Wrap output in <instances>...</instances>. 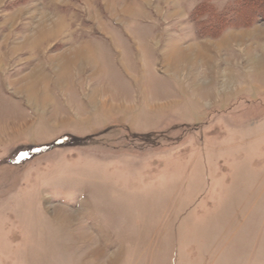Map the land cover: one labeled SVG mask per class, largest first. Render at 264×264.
Here are the masks:
<instances>
[{"label": "rangeland", "instance_id": "1", "mask_svg": "<svg viewBox=\"0 0 264 264\" xmlns=\"http://www.w3.org/2000/svg\"><path fill=\"white\" fill-rule=\"evenodd\" d=\"M243 3L0 0V264H264V20L205 36Z\"/></svg>", "mask_w": 264, "mask_h": 264}, {"label": "trees", "instance_id": "2", "mask_svg": "<svg viewBox=\"0 0 264 264\" xmlns=\"http://www.w3.org/2000/svg\"><path fill=\"white\" fill-rule=\"evenodd\" d=\"M200 12L201 10L198 8L196 12H194L192 18H194V20L199 19L202 15ZM262 20H264V0H244L243 6L232 19H229L227 22L223 23V25L219 26L212 24L207 25L205 36L212 38L217 37L228 28L250 27Z\"/></svg>", "mask_w": 264, "mask_h": 264}, {"label": "bare ground", "instance_id": "3", "mask_svg": "<svg viewBox=\"0 0 264 264\" xmlns=\"http://www.w3.org/2000/svg\"><path fill=\"white\" fill-rule=\"evenodd\" d=\"M45 26V25H44ZM62 28H63V26L61 25V23H58V26H57V28L55 29V30H53L54 31V33L55 34H57L58 33V31H60V30H62ZM42 34L43 35H41V36H38L36 39V41L34 40L33 41V39H30V38H28L27 39V42L28 43H30V44H32V43H34V45L36 44V45H38V44H40L41 42H43V41H45L46 39H49L50 38V30H48L46 27H45V29H44V31L42 32ZM52 34V33H51ZM48 41V40H47ZM34 47V46H33ZM84 54H86V53H83L82 51L81 52H78V57H81V55H84Z\"/></svg>", "mask_w": 264, "mask_h": 264}, {"label": "crops", "instance_id": "4", "mask_svg": "<svg viewBox=\"0 0 264 264\" xmlns=\"http://www.w3.org/2000/svg\"><path fill=\"white\" fill-rule=\"evenodd\" d=\"M235 33V31L233 30H230V31H228V32H226L225 34H224V37L226 36V39H225V44H224V47H223V51L225 50V48H229V49H231V48H236V49H240V48H238L240 45L238 44V43H236V41H234L235 39H234V37L235 38H237V36H236V34H234ZM233 54V53H232ZM234 55V54H233Z\"/></svg>", "mask_w": 264, "mask_h": 264}]
</instances>
